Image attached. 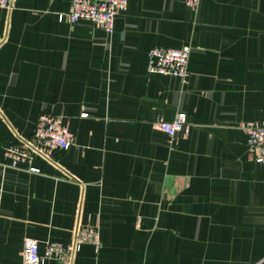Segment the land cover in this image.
I'll return each instance as SVG.
<instances>
[{"label":"crops","instance_id":"obj_1","mask_svg":"<svg viewBox=\"0 0 264 264\" xmlns=\"http://www.w3.org/2000/svg\"><path fill=\"white\" fill-rule=\"evenodd\" d=\"M68 9H0V264H24L28 238L42 256L68 245L78 226L100 248L74 264H264V165L241 128L264 119V0H129L111 35L59 21ZM185 46V81L149 72L151 49ZM180 113L188 131L157 129ZM43 114L74 144L12 167L5 150Z\"/></svg>","mask_w":264,"mask_h":264},{"label":"built area","instance_id":"obj_2","mask_svg":"<svg viewBox=\"0 0 264 264\" xmlns=\"http://www.w3.org/2000/svg\"><path fill=\"white\" fill-rule=\"evenodd\" d=\"M202 0H185L186 5L197 11ZM129 0H69L67 12L59 14V21L75 24L79 21H90L95 26L111 35L115 31L116 17L128 8ZM14 0H0V9L11 10ZM191 48L155 47L148 54L149 72L174 76L185 81L189 76ZM157 129L173 139L182 130L188 131L187 117L180 113L174 121L161 120ZM247 138L250 156L257 164L264 165V119L258 122L244 123L241 127ZM74 144V135L64 124L62 117L54 114H43L38 119L32 136L20 144L11 146L5 153L12 160V167L20 163L31 164L35 157L52 159L56 151H66ZM31 172L40 170L31 167ZM2 188L0 186V193ZM85 244L100 248L98 230L94 227L78 226L73 241L68 244L49 243L45 254L39 252L37 240L28 238L24 246V264H41L44 259L57 264H74L76 254Z\"/></svg>","mask_w":264,"mask_h":264}]
</instances>
